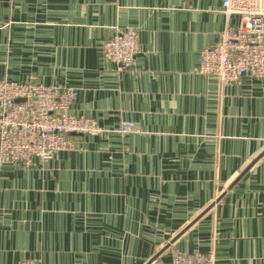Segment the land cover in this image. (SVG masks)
<instances>
[{
	"label": "crops",
	"instance_id": "obj_1",
	"mask_svg": "<svg viewBox=\"0 0 264 264\" xmlns=\"http://www.w3.org/2000/svg\"><path fill=\"white\" fill-rule=\"evenodd\" d=\"M223 2L0 0V80L73 86V113L110 130L0 168V264H264V79L197 72L242 23ZM130 26L142 49L121 70L103 44Z\"/></svg>",
	"mask_w": 264,
	"mask_h": 264
},
{
	"label": "built area",
	"instance_id": "obj_2",
	"mask_svg": "<svg viewBox=\"0 0 264 264\" xmlns=\"http://www.w3.org/2000/svg\"><path fill=\"white\" fill-rule=\"evenodd\" d=\"M222 11L231 18L239 15L240 26L228 21L220 42L201 50L199 74L214 75L223 84L237 82L244 75L264 79V0H224ZM142 45L140 30L118 29L105 40L103 57L120 69L135 64ZM21 99V101H17ZM77 99L73 86L20 83L0 80V168L6 164L30 167L48 162L55 154L74 148L71 135L102 136L110 130L93 118L72 111ZM134 124L124 121L118 132L127 135ZM173 264H216L214 252L172 250ZM16 264H41L21 260Z\"/></svg>",
	"mask_w": 264,
	"mask_h": 264
},
{
	"label": "water",
	"instance_id": "obj_3",
	"mask_svg": "<svg viewBox=\"0 0 264 264\" xmlns=\"http://www.w3.org/2000/svg\"><path fill=\"white\" fill-rule=\"evenodd\" d=\"M17 101H21V99H18Z\"/></svg>",
	"mask_w": 264,
	"mask_h": 264
}]
</instances>
